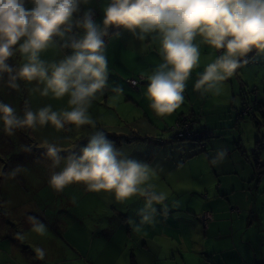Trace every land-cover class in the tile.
I'll use <instances>...</instances> for the list:
<instances>
[{"label":"clouds","instance_id":"obj_1","mask_svg":"<svg viewBox=\"0 0 264 264\" xmlns=\"http://www.w3.org/2000/svg\"><path fill=\"white\" fill-rule=\"evenodd\" d=\"M28 3L31 7L26 6ZM89 3L90 0H0V74L13 72L7 61L18 45L26 63L11 79L42 83L41 95H68L71 106L70 111L58 112L49 105L35 112L27 110L20 117L12 106L0 102V122L9 135L17 128L35 129L37 125L56 129L66 124L94 127L88 108L107 84L105 37L111 28L127 30L141 41L150 36L158 38L162 62L148 77L147 95L151 108L160 116L172 113L184 100L186 82L199 65V45L194 43L198 36L220 53L205 67L195 85L205 92L231 77L241 59L254 49L264 53V0H109L100 23L91 8L82 10ZM57 38L71 54L59 62L46 63L40 54ZM60 152L56 144L46 142L45 155L51 167L55 169L64 161L63 168L50 175L49 184L54 190L80 183L88 191L111 194L118 203L138 197L144 201L137 211L140 223L154 221L157 205H161L159 211H167L166 195L151 182L155 169L127 155L108 139L105 131L96 130L79 154L61 157ZM226 155V149L217 150L211 162H222ZM29 220L35 231H45L35 217ZM134 222L129 220L130 224ZM36 251L42 259L44 251Z\"/></svg>","mask_w":264,"mask_h":264},{"label":"rangeland","instance_id":"obj_2","mask_svg":"<svg viewBox=\"0 0 264 264\" xmlns=\"http://www.w3.org/2000/svg\"><path fill=\"white\" fill-rule=\"evenodd\" d=\"M108 2L109 0H90L89 5L82 6V10L91 8L96 15L94 19L100 23L103 19V8ZM26 6L31 7V4L28 3ZM117 32H119L118 36L116 35ZM128 38L133 42V46L126 44ZM105 42V55L108 61L107 84L92 99L88 108V114L94 121V127L84 125L77 128L74 125L66 124L64 128L56 129L52 125H37L35 129L17 128L13 134L9 135L4 131L3 123L0 122V264H133L131 260H134L135 264H175L174 261L166 259L169 256V247L166 248L169 241L168 237L164 235L175 237L178 235V231L158 230L159 235H156L155 227H145L143 231L147 233V238L151 242H148L150 245L148 253H141V257L133 258L132 253L133 255L134 252L139 254V245H136L139 241L134 236L125 241L121 238L123 231L119 228L115 220L117 216L110 207L113 202L111 197L103 198V202L95 198L97 204L93 200L94 194L88 191L83 184L73 183L66 186L62 191L54 190L49 184L51 173L60 171L64 166V161L62 160L60 166L55 169L51 167V161L45 155L46 142L60 147V155H62L66 152H73L78 142L86 145L88 138L99 129L104 130L108 137H119L111 133L110 129L105 130L106 127L104 126L111 127L115 130L114 133L125 131V126L132 123L130 119L138 117L139 112L131 106V100L134 101V106L137 104L136 102L141 101L136 94L140 93L144 83L148 84V77L162 62L160 52L151 50L153 46L159 47V40H152L151 44L145 45L141 44L143 41L133 37L127 30L111 28L109 29V36L105 37ZM62 43L57 38V42L43 51L40 58L46 63H55L71 54V50L63 47ZM251 52L243 57L241 62L245 61L244 59H247ZM254 55L252 61L251 59L246 60V67L241 70V72L245 71L243 75L247 78L244 90L255 91L258 101L264 107V53ZM7 63L13 68V72L0 74V102L12 106L18 116L23 117L27 110L35 112L49 105L52 110L58 112L71 110L68 95L56 98L49 93L44 96L41 95L44 87L42 83L27 82L21 79L13 81L11 79V76L15 75L16 71L26 63L18 45L15 46L13 55ZM134 69L143 72L144 75L137 76L138 74ZM134 75L136 76L132 77ZM139 77L145 78L146 82L140 85L138 89L132 88L128 81ZM230 78L231 80L234 79L233 82L239 90L234 73ZM115 89H119V91ZM130 93H134V99L129 98L131 99L129 100L127 98L130 97ZM190 114L186 112L183 115ZM241 121L240 123L245 124L242 125L241 131L246 153L255 165L258 161L259 166H261V163H264V114L261 116L260 113H257L256 119L244 117ZM175 124V122L166 125L161 123L163 141L172 139L171 128ZM109 140L115 141V139ZM9 141L13 144L23 141L27 143L23 144L18 151L26 156V159L20 162L21 165L14 166L9 158L4 160L1 150L3 143ZM259 170H264V165ZM3 180L8 183V191H15L18 187L17 192L23 196L16 199L7 198L5 200L7 205L3 204ZM256 184L259 185V191L257 192V189L252 188L254 193L250 198L248 213L242 208L240 209L245 217H248L251 212H257V222L261 223L262 230L256 229L245 233L251 236L250 239L253 242L259 244L264 243V173H261L259 179L256 178ZM139 202L144 204L142 200ZM32 214L34 215L32 216ZM30 217H35L45 226L43 233L36 231L39 238L40 236L42 238L36 244H32L25 233L33 228L29 220ZM195 217L198 228L191 230L193 226H186L191 221L187 218L181 224V233L186 235L191 230L190 235L196 240L198 249H200V246L206 244L207 237L204 235L205 230ZM5 226H8V239H3ZM81 227V234H79L77 229ZM75 232L80 240L72 239ZM234 234L233 232L232 236ZM21 236L23 239H18ZM218 237L219 239H215L218 247L226 251V245L230 247V243H228L230 236L223 238V236L218 235ZM22 243L29 245V249L35 253H37V249H42L45 253L44 257L39 258L36 263L29 261L27 263L22 253ZM156 245L158 246L155 247ZM60 251V256L54 258L53 255Z\"/></svg>","mask_w":264,"mask_h":264},{"label":"crops","instance_id":"obj_3","mask_svg":"<svg viewBox=\"0 0 264 264\" xmlns=\"http://www.w3.org/2000/svg\"><path fill=\"white\" fill-rule=\"evenodd\" d=\"M152 40H158V38L150 36L144 39L141 44H151ZM194 43L199 45V65L192 69L190 78L186 82L183 93L184 100L180 107L170 114L158 115L150 106L151 101L147 96L148 84L144 83L140 93L136 94L141 99L139 103L136 102L137 104L134 106V101L129 99H134V93H130V97H127L132 102L131 106L136 108L139 113L138 117L130 119L132 123L125 126V131L114 133L115 130L111 127L104 126L105 130L110 129L111 133L119 136H113L114 144L118 145L119 143L118 148L127 155L148 163L155 169V175L151 182L156 185L157 191L166 195L164 204L167 205V211H159L161 205H157L158 211L154 221L140 223L137 211L143 206L139 202L142 199L134 197L125 203H118L109 193L90 192L94 194L93 200L97 204L96 199L102 201L103 198H112L113 202L110 207L117 216L115 220L119 228L123 231L121 238L125 241L134 236L139 241L136 244L139 245V254L134 252L133 255L132 253L133 258L141 257V253H148L150 247L148 242L150 241L147 238V233L143 230L145 227H155L156 235H159L158 230L170 229L179 232L175 237L164 235L168 237L169 241V245L166 247H169V256L166 259L174 261L175 264H264V245H262L264 243L257 244L250 239V235H247L251 230H262L261 223L257 222V212L249 213L248 217H245L243 213V211L248 213L250 198L254 193L253 189L259 191V185L256 184L255 179V167L260 163L257 161V165H255L246 153L241 131L242 125L245 124L240 123L241 120H237L238 112L243 104L241 95L247 81L243 75L245 71L241 72V70L246 67V60L251 59L252 61V56L254 57L257 52L254 49L234 72L239 90L233 82L234 79L231 80L229 77L225 81L219 82L215 89L205 92L203 89H196L195 85L205 67L212 63L215 56L220 53L203 43L199 36ZM126 44L133 46L130 38ZM153 48L152 51H159L160 44L158 48L155 46ZM134 71L138 74L137 76L144 75L141 71L136 69ZM145 73L148 74L146 71ZM237 94L238 96H236ZM186 112L191 113L186 116H192L196 121L195 128L197 130L208 129L213 134V137L206 142L204 151H201L195 142L172 139L163 141L162 139L161 123L165 125L176 123L179 117ZM23 144L27 143L24 141L16 144L10 141L3 143L1 154H3L4 160L9 158L14 166L21 165L20 162L26 159L23 153L18 152ZM84 146L82 142L76 143L73 152L79 154L80 149ZM220 149H226L227 155L222 162L214 165L211 160ZM15 151L16 153H14ZM73 152L63 153L61 157H66ZM262 165L264 163H261ZM7 184L3 180V204L5 205H7L5 201L7 198L16 199L23 196L17 192L18 187L15 191H8ZM252 185L254 186L252 187ZM233 208L239 209L237 215L232 214ZM240 208H242V212ZM101 210L104 211V209ZM203 212L210 213L213 220L204 232L207 237L206 244L198 249L196 240L192 238L190 232L192 228H198L194 217ZM187 218L191 221L189 225H185L193 227L185 235L181 233V224ZM130 219L135 222L130 224ZM10 224L14 226V224ZM7 229L8 226H5L3 239L9 237ZM80 230L82 227L77 229L79 234H81ZM246 231L247 233H245ZM233 232L234 236H232ZM25 233L32 244H36L39 239H42L41 236L39 238V234L34 228ZM218 235L223 238L230 236L228 239L230 247L226 245V251L218 247L215 241V239H219ZM18 239L22 240L23 236ZM72 239L80 240L76 232L72 235ZM237 243L239 244L237 245ZM22 245V253L27 263L28 261L31 263L39 261L38 253L30 250L29 245H25V243ZM83 249L85 250V248ZM60 254L61 251L53 256L56 258ZM152 256L154 257V255ZM131 262L135 264L134 260Z\"/></svg>","mask_w":264,"mask_h":264},{"label":"built area","instance_id":"obj_4","mask_svg":"<svg viewBox=\"0 0 264 264\" xmlns=\"http://www.w3.org/2000/svg\"><path fill=\"white\" fill-rule=\"evenodd\" d=\"M94 14V18H95ZM219 53V52H218ZM146 81L145 78L139 77L138 79H131L128 81L129 85L134 88L138 89L140 85H142ZM256 95V94H255ZM257 102L256 96H254V100L249 105H246L240 112L241 116L244 115H252L255 113V103ZM196 121L186 115H182L179 117L176 124L171 128L173 132L172 139L175 141L186 140V141H193L198 140L197 143L199 147L204 150L205 149V142L207 139L211 138L213 134L208 130H197L195 128ZM234 213H238L239 210L237 208L232 209ZM212 216L208 212H204L199 216V223L202 225L203 228H207L212 222Z\"/></svg>","mask_w":264,"mask_h":264},{"label":"trees","instance_id":"obj_5","mask_svg":"<svg viewBox=\"0 0 264 264\" xmlns=\"http://www.w3.org/2000/svg\"><path fill=\"white\" fill-rule=\"evenodd\" d=\"M256 94V92L255 91H253V90H247V91H245L244 89H243V92H242V95H241V97H242V99H243V104H242V106H241V109L239 110V112H238V117H237V120L238 121H240V120H243V118L245 117V118H251V119H256L257 118V113H262V110H264V107H262V104H260V102L258 101V97H257V94ZM254 96H256V98H257V102L255 103V113L254 114H252V115H249V114H247V115H244V116H241L240 115V112H241V110L246 106V105H249V104H251L252 103V100H254ZM242 101V100H241ZM262 114H264V113H262ZM262 114H261V116H262ZM100 130V129H99ZM108 139H114V137H108ZM180 141H186V140H180ZM197 141L198 140H193V141H191V142H195V143H197ZM198 144V143H197ZM198 148L201 150V151H204V150H202L199 146H198ZM260 169V167L259 166H256L255 167V179L256 178H258L259 179V177H260V175H261V173H264V170H259ZM239 210V209H238ZM204 213V212H203ZM239 213V212H238ZM238 213H232V214H238ZM202 214V213H201ZM201 214H199V215H197V217H195L196 219H197V221H198V223H199V216L201 215ZM200 224V223H199ZM200 226L202 227V225L200 224ZM203 228V227H202ZM204 230L206 229V228H203Z\"/></svg>","mask_w":264,"mask_h":264}]
</instances>
